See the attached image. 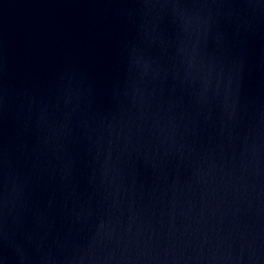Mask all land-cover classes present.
Listing matches in <instances>:
<instances>
[{
	"label": "water",
	"instance_id": "95a60500",
	"mask_svg": "<svg viewBox=\"0 0 264 264\" xmlns=\"http://www.w3.org/2000/svg\"><path fill=\"white\" fill-rule=\"evenodd\" d=\"M0 264H264V0H0Z\"/></svg>",
	"mask_w": 264,
	"mask_h": 264
}]
</instances>
